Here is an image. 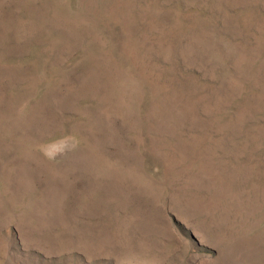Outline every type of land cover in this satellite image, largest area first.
Here are the masks:
<instances>
[{"label":"rangeland","instance_id":"374dc122","mask_svg":"<svg viewBox=\"0 0 264 264\" xmlns=\"http://www.w3.org/2000/svg\"><path fill=\"white\" fill-rule=\"evenodd\" d=\"M0 264H264V0H0Z\"/></svg>","mask_w":264,"mask_h":264},{"label":"clouds","instance_id":"9594fccd","mask_svg":"<svg viewBox=\"0 0 264 264\" xmlns=\"http://www.w3.org/2000/svg\"><path fill=\"white\" fill-rule=\"evenodd\" d=\"M79 144V140L73 134L57 137L37 146L40 153L48 160H55L60 156L74 151Z\"/></svg>","mask_w":264,"mask_h":264}]
</instances>
